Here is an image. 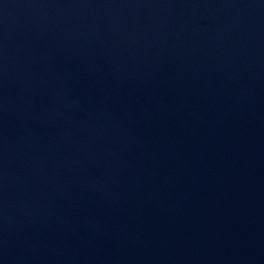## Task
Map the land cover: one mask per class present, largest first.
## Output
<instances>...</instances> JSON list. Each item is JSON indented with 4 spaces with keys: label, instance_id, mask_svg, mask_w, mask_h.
Instances as JSON below:
<instances>
[{
    "label": "water",
    "instance_id": "95a60500",
    "mask_svg": "<svg viewBox=\"0 0 264 264\" xmlns=\"http://www.w3.org/2000/svg\"><path fill=\"white\" fill-rule=\"evenodd\" d=\"M0 264H264V0H0Z\"/></svg>",
    "mask_w": 264,
    "mask_h": 264
}]
</instances>
